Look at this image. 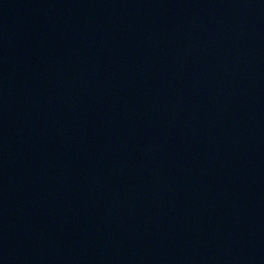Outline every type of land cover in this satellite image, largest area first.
<instances>
[{"label": "water", "instance_id": "water-1", "mask_svg": "<svg viewBox=\"0 0 264 264\" xmlns=\"http://www.w3.org/2000/svg\"><path fill=\"white\" fill-rule=\"evenodd\" d=\"M0 264H74L0 208Z\"/></svg>", "mask_w": 264, "mask_h": 264}]
</instances>
